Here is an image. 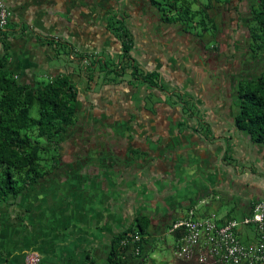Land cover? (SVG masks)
<instances>
[{"label":"crops","instance_id":"0c3cea01","mask_svg":"<svg viewBox=\"0 0 264 264\" xmlns=\"http://www.w3.org/2000/svg\"><path fill=\"white\" fill-rule=\"evenodd\" d=\"M0 1L3 2L9 12L8 23L3 29L7 34L2 36L0 33V53L4 51L8 53V66L16 73L18 81L23 83L50 81L58 76L67 75L72 82L80 84L81 89L78 91V97L81 93L80 98H82L84 91L83 97L85 95L90 96V101L87 104L86 101L82 102L80 98L78 99L80 107L87 109V106L90 105L95 110L100 109L102 113L108 112V116H115L116 119H119L117 113L120 109L118 112H113L111 105L108 104L109 88L108 92L103 88L87 90L85 72L80 70L77 60L83 55L96 59L99 56L97 52L117 48V38L111 34L108 28H103V25L106 24L105 19L114 15L118 16L119 11H123L125 6L139 15V12L144 11V3H147L148 0ZM227 33V42L221 44L222 49L227 51V54L223 56L221 68V71L225 70L226 76L225 73H222L218 79H221L223 84L230 89V78L234 81L236 75L246 74L250 68L255 67V64L249 59L244 72L238 73V70H232L233 47L230 43L235 40L234 29L227 31ZM53 43L56 44V47L66 45L70 46L72 50H76L78 57L74 60L78 67L70 68L65 63L57 61L55 58L58 57L54 55ZM157 58L159 60L160 56ZM171 71L175 74V80H182L183 83L187 82L190 86L194 84L195 79L190 78L188 73L182 72L181 68L171 69ZM129 89L134 90L128 84L116 85L114 88V91L120 90V96L123 97L120 98L122 103L117 104L119 108L123 105L124 98L126 104L128 103L129 97H126L125 93ZM207 90L208 85L206 86ZM211 92L209 96L205 97V104L210 106L205 110V113L210 112L213 115V112L217 114L218 111V114L220 113L224 117L217 115L213 122L207 124L211 132L209 136H202L195 131L196 126H198L197 122H189L186 131L180 134L175 132V125L167 123V126L165 124L153 126L150 118H158L157 115L148 113L143 107L135 111L134 121L129 118L125 120L126 122L131 121L130 133H134L133 138L129 136V144H126L128 149L145 147L142 144L145 142L140 140L143 133L156 131V133L160 132L164 138L162 144L156 143L149 148V155L155 157L151 163L152 173L162 174V178H168L174 170V176L182 180H184L183 177L186 179L197 178L198 173H200L206 182V174L210 172L209 181L211 182L215 178L217 182H213V185L208 184L211 186L206 190H200L190 203H187L186 209L195 205V199L201 194L203 198L207 197V200L210 194L215 199L220 200L221 196L218 189L225 191L229 185L228 179L231 177L239 178L240 175L250 181L251 175L257 173L252 172L256 166L249 160L254 158L264 160V144L251 142L245 132L235 128L233 123L234 112L229 115L228 108H224L221 104V108L212 107L210 102L214 101L213 92L215 91L211 90ZM217 100H219L218 97ZM94 101L101 102L102 108L97 107ZM215 106H217L216 103ZM226 118L229 119L228 122L221 121L222 119L227 120ZM120 119L122 120V117ZM134 126H138L140 130L133 131ZM158 127H160L159 130ZM102 134L108 139L109 147L116 154V157L119 154L122 155L124 149L122 151L113 149L111 147L112 137ZM172 140L176 145L175 147L171 145ZM168 146L174 149L164 151ZM152 148L154 151H151ZM228 152L234 154L238 158V162H247L250 165L244 166L245 170H235V175H231L223 169L228 175L225 181L224 175L215 170L214 164H216L215 160L219 154L226 157ZM150 156L148 160H150ZM169 156L172 157V162L176 161L173 170L172 166L162 167L163 164L169 162ZM110 164L116 165V168L112 170L110 169L112 166H110L106 167V170L102 169V174L108 177V183L101 180V173L96 169L91 174L96 178V183L94 182L96 186L99 185L98 187H100L103 184L104 195L99 198L97 195L96 197L89 196L85 192L92 186L86 183V176L90 174L84 173L81 176L84 178L83 185L80 182L83 187L77 186L74 191V186L68 190L65 185H54L53 182H49L46 185L31 186L26 191H22L16 198L0 202V264H23L24 254L27 251L39 253L41 264H80L86 258L87 252L102 258L110 236L115 233L113 230L117 229L116 226H125L130 223L134 216V208H130V194L134 192V186H136V182L132 180L136 167H131L126 163L117 165L114 161ZM230 165L226 163L227 167ZM262 165L264 166V164ZM263 166H259L260 180L253 181L256 193L255 190L251 191L249 195L251 200L248 205H244L243 202L245 201L242 202L241 209L244 206H248V208L240 210L241 216L250 211L249 205L264 198V196H257L261 194L260 189L264 190ZM203 168L210 171L204 174L200 172ZM246 170H249L250 174H246ZM118 172H120L119 175ZM57 180L60 181V178ZM111 180L114 182L113 188L108 185ZM72 183L75 181L73 180ZM211 189L214 190L213 194L210 193ZM120 193H125L126 197L117 202L115 198ZM119 207H121V211L118 210ZM112 210H117V212L112 213ZM180 214L182 216L185 213ZM199 215L206 216L207 214L200 213ZM240 233L244 242L252 241L254 240L253 237L256 236L253 229L250 233V230L243 231L241 228Z\"/></svg>","mask_w":264,"mask_h":264},{"label":"rangeland","instance_id":"374dc122","mask_svg":"<svg viewBox=\"0 0 264 264\" xmlns=\"http://www.w3.org/2000/svg\"><path fill=\"white\" fill-rule=\"evenodd\" d=\"M205 1V0H202ZM250 0H248L249 4ZM145 4V3H144ZM232 5L237 8V11L241 13L247 12V0H232ZM150 5H148L149 7ZM144 11L139 12V15H135V12H132L129 8L125 6L123 11H119V16H126L124 23L125 25L129 24L130 30L134 32V46L130 50V55L133 58V63L127 61L123 57V53L121 52V44L118 40V46L114 49H108V50H101V52H97L99 56L95 59V57H88L86 55H83L80 57V59L77 60L79 64V68L81 71H84L85 78H86V87H88V84L90 85V88L88 89H94L99 90L101 88L107 90L109 88V99L108 104L111 105V109H113V112L120 109V111L117 113L118 118L116 119L115 116H108V112L102 113L100 109L95 110L90 105L87 106V109H83V107L79 106V98L81 97V93L79 94V97L77 96V115H78V122L76 127L71 129L67 135L65 136V141L61 144L62 149L61 151V158H62V165L63 168L61 169V172H66V175H63L60 179V181L57 180V183H54V178L48 179L50 182H53L54 185H65L67 186L68 183L70 188L73 186V191L75 190L77 186L83 187V180L82 175H77L74 179L75 183H70V181L65 183V179L63 177L70 176L73 173H76V170L78 169V172H81V169L83 167L87 168H98L102 165L106 167L112 166L110 169H115L116 165L110 164V161H114L117 165L120 163H126L131 167H136L135 172L133 173L132 180L136 182V186H134V192L130 194L131 196V203L130 208H134L133 214H139V213H146L150 218L151 222L153 223V243H152V250L150 252V259L152 264H181L182 262L176 258L174 254V239L173 235L170 234L167 231V228L165 227L166 224H168L170 218L173 216L176 217L180 213H186L187 209L185 208L187 203H190L191 199L194 198V196L200 191V190H206L209 186L208 184H212L213 182L216 183L217 181L215 178L213 181H209L210 170L203 168L200 172L206 173L207 181L205 182V178L198 173L197 178L191 177L190 179H186L183 177L184 180L180 179L179 177L174 176V166L176 161L172 162V157H168V161L165 164H163V168L167 166H172V174H169L168 178H162V174L158 173H152V166L151 163L155 159V157L150 156V149L151 146L154 144H162L163 137L160 132L154 131V132H148L143 133L140 140H143L145 147L140 148H126V144H129V136L130 138H133L134 133L131 132V121L133 120V117H135L136 110H140V107H143L144 110H146L148 113L154 115V113L157 115L158 118L152 117L150 118V122L153 126H159L160 124H165L167 126V123L169 125H175V132L178 134L184 133L186 131V128L189 127V122H197L195 131L197 133H200L202 136H209L210 130L208 129L209 126L207 124H210L214 121V118L218 115L219 117H224L222 114H217L213 112V115L210 114V112L205 113V110H207L210 106L205 104L202 101H199L201 98L203 101H205L204 96H209L212 92L209 91V89L202 92V95L200 94V88L203 81H200V88H195L194 86H190L189 83L184 82L182 80H175V75H170V72L174 74V72L171 71L168 64L164 62H168L163 57H160L158 62L154 61L156 60L157 53H151L149 57V52L146 48L142 46H147V40L149 37V34H144V32H150L149 30H152L153 28H161L159 27L160 20L157 16L156 11L152 10L154 14H149L148 7L145 5ZM193 7H197L194 5ZM151 11V12H152ZM238 14V13H237ZM237 14L232 11H228L226 13H223L221 15L222 18V28L220 31H218V38L220 39V46L218 50H213V53H208L207 51H212V47L214 40L209 39L208 35H210V28L207 29V33H204L203 38H200L198 36L190 35V46L191 49H195V51H198L201 49L205 50L207 56L212 57V62L214 63H220L222 66L223 56L227 54V51H224L221 47V44H225L227 42V31H229L230 27L238 28L240 34L238 35V49L235 50V57L234 58V66L235 68H238L241 64L244 65L247 68V61L246 59V44L244 41H241L240 38H243L241 36L242 34H245V30L243 28L245 27L246 23V17L240 18L239 25L236 24V16ZM134 18H132V16ZM143 15V18H139L138 16ZM131 16V18H130ZM138 17V20H137ZM243 17V16H242ZM127 18H129V23ZM114 20V17H108L105 19V25H103V28H114L112 25L116 26L118 25L117 22L112 23ZM159 21V22H158ZM122 22V21H121ZM183 24H185L183 21H181ZM188 21L186 20V23ZM128 23V24H127ZM188 23H191L190 21ZM193 23V21H192ZM164 27L162 28H172L173 30H177L178 28H181L180 24H169L164 23ZM186 25V24H185ZM144 28V29H143ZM186 29V28H185ZM180 30V29H179ZM191 33H195L196 30L193 28L187 29ZM199 31V28H197ZM110 31V30H109ZM111 32V31H110ZM182 34V31L180 32ZM111 34L115 37V35L111 32ZM57 38V36H55ZM60 40L62 38H59ZM180 39V37H179ZM184 41H187V39H184ZM54 47V55H56L58 58H55L57 61H61L71 67H78L77 64H75L76 57H78L77 51L72 50L70 46L61 45V47H56V44H52ZM142 45V46H141ZM65 46V47H64ZM149 47V46H148ZM196 47V48H195ZM164 54L165 56H173L175 55V60L171 62V64H175V62H179L181 64V71L188 73L187 75L190 78L195 79L197 76H202L199 69L198 64V55L195 51H189L191 52V57L187 58L188 54H179L177 49L175 51L170 50V45L163 46ZM199 48V49H198ZM190 49V47H189ZM152 50H156L152 48ZM231 51V50H230ZM229 51V53H230ZM152 52V51H151ZM155 54V55H154ZM154 55V56H153ZM163 54H160V56ZM164 56V55H163ZM229 56V54H228ZM186 59V61H183ZM154 59V60H153ZM170 62V61H169ZM157 63V64H156ZM135 64V65H133ZM130 66V67H129ZM136 67L140 73V75H143L147 71L156 70L157 71V80L156 84H149L147 81H144V79L136 78L137 74L134 73L133 75V67ZM168 67L165 69V67ZM198 68V70L196 69ZM77 69V68H76ZM216 67H213L210 69L209 73L212 74L213 78V84L216 85L217 81L219 80V77H216ZM188 70V71H187ZM242 74V73H241ZM91 82H89L92 79ZM238 77V75H237ZM142 78V77H141ZM144 78V77H143ZM200 78L199 80H201ZM190 80V79H189ZM37 82H43V81H37ZM222 86L220 87L221 90H215L213 92L214 101H211L212 107L215 109L221 108L220 104L224 108H228L229 115L231 112H234V95H230L229 91H234V82L230 78V89L228 90L227 85H224L221 81ZM121 84H128L132 86V89L126 90L125 96L129 97L128 103L126 104V99L124 98L123 105L119 108L117 104L122 103L120 98H123L120 96V90L114 91V88H116V85L121 86ZM149 84V85H148ZM198 84V83H196ZM77 87V91H80V84L75 83ZM218 85V84H217ZM153 86V87H149ZM158 87V88H155ZM222 89H225L227 92L223 91ZM83 94H85V91L82 93V102L86 101V104L88 101H90V96L85 95L83 97ZM217 97L219 100H217ZM215 103L217 106H215ZM94 104L97 105V107L102 108L101 102L94 101ZM126 104V105H125ZM93 108V109H92ZM38 109L39 105L34 104L30 108V115L32 118L38 117ZM129 111V113H128ZM133 114V115H132ZM115 115V113H114ZM129 115V117H128ZM132 115V116H131ZM210 115V116H209ZM122 117V120L120 119ZM129 118L131 119L130 122H126L125 120ZM227 119V118H226ZM117 120L118 122H116ZM221 120V119H220ZM227 120H221L228 122ZM125 121V122H124ZM119 123V124H117ZM82 128H81V127ZM158 130L160 127L157 128ZM140 130L138 129V126H134L133 131ZM142 131V130H141ZM193 132V131H192ZM98 133H104L106 135H109L112 137L113 141H111V147L115 150H123L124 152L122 155L119 154L118 157H116V154L114 152L109 151V153H103V150H108L110 145L107 142V138H104V142H100L98 144V140L101 138ZM200 135V136H201ZM83 139V140H82ZM173 141V140H172ZM172 147H175L176 145L173 143L171 144ZM172 147H166L164 151H169L174 148ZM102 149V150H101ZM59 150L56 151L54 149L47 150L43 156H45L46 161H42L46 167L49 169L52 166V160L53 156L55 155L58 159L59 156L57 152H60ZM151 151H154L152 148ZM87 153V154H86ZM150 156V160H148V157ZM235 155L229 152L227 153L226 157L222 155L217 156V160H215L216 164H214L215 170L224 175V180L226 181L228 178V175H226V172L228 171L231 175H235V170L238 169V171H242L244 169V166H249V163L245 162H238V158L234 157ZM87 157V159H86ZM92 157V158H90ZM98 157L99 159H96ZM117 158V159H116ZM258 158H254L253 160H249L250 163H252L254 166H256L253 170L252 168L254 166H251V170L254 173V175H251V180L248 181L247 179H244L245 177L238 176L239 178H233L231 177L228 179L229 185L227 186L226 190H220L218 189V193L221 196V199H215L214 196L210 194V197L207 200V197L203 198V195L199 193V197L195 199V205L198 207V211L196 212V215H199L200 213H205L207 215L215 214L217 218H224L227 217L228 214L230 216H233V218H239L241 216V207L242 202L244 205H248L251 198L249 197L251 191L255 190L256 187L253 183V181H259L260 180V168L259 166H263L264 160H256ZM57 160V159H56ZM227 161V162H225ZM226 163L231 164L229 167L226 166ZM257 164V165H256ZM59 165V163H58ZM75 167V168H74ZM264 167V166H263ZM77 168V169H76ZM102 168V167H101ZM223 169L226 171L224 172ZM230 169V171H229ZM214 170V171H215ZM245 170V169H244ZM53 171L50 170V173ZM95 171L93 169L89 170L88 173L90 175H87V184L91 185V189H88L85 192H93L95 195L92 194V196H96V193H98V197L103 196L104 189L102 188L103 184H101L100 187L96 186L94 182L96 183V178L91 175ZM49 173V174H50ZM120 172H118L119 175ZM225 173V174H224ZM70 174V175H69ZM246 174H250L249 170H246ZM58 175V174H57ZM55 175V176H57ZM226 175V176H225ZM264 175V172H263ZM101 178L105 179L108 177L103 176L101 173ZM46 180V181H48ZM82 182V185L81 183ZM106 182V181H105ZM250 182V184H247ZM108 183V182H107ZM144 184V185H143ZM114 182L113 180L110 181L109 186H113ZM125 190V188H124ZM210 190V189H209ZM212 190V189H211ZM261 194H258L257 196H264V190H259ZM214 193V190L210 191V193ZM256 193V190H255ZM90 196V194H88ZM217 195V194H215ZM208 196V195H207ZM125 193H120L118 197L115 198V201H120L122 198H125ZM94 198V197H93ZM121 211V207L119 209ZM113 212H117V210H112ZM123 226L117 225L116 230H113V232H118L121 230ZM165 227V228H164ZM250 230V233L252 232V229L254 230L253 225L248 226H242V230ZM256 241L258 239V236L253 237ZM241 240L244 242L242 235ZM30 252L27 251L25 255ZM24 255V257H25ZM23 258V264H24ZM148 260V262H149ZM187 264V263H186Z\"/></svg>","mask_w":264,"mask_h":264},{"label":"trees","instance_id":"16d2710c","mask_svg":"<svg viewBox=\"0 0 264 264\" xmlns=\"http://www.w3.org/2000/svg\"><path fill=\"white\" fill-rule=\"evenodd\" d=\"M148 3L156 11L160 20L169 24H180L184 32L193 36L203 38L204 33H207V29L210 28L208 38L213 39L215 43L212 50H218L220 46L218 31L222 28L221 15L223 13L233 12V10L236 14L238 13L237 25H239L240 18L246 17V28H243L246 32L241 35L243 38L240 39L246 44V55L248 60L254 62L255 67L250 68L246 74H240L238 77L236 75L233 81L234 91H230V95H234L233 123L235 128L248 135L251 142L264 144V0H250L249 4L247 0L246 13L237 11V8L232 5V0H148ZM194 5L197 7H193ZM111 17H114L112 23L117 22L118 25H112L114 28L108 29L120 41L123 57L130 64L133 61L130 50L135 43L133 32L127 28L128 25H125L124 17H117V15ZM186 20L191 23H186ZM188 28L196 30L195 33L189 32ZM238 28H229V30L234 29L235 32V40L230 43L233 47L231 68L241 73L246 67L241 64L235 68L233 58L236 56L235 50L238 49L237 42L240 34L239 30L237 31ZM0 33L2 36L7 34L3 28H0ZM175 68L180 69V64ZM133 69V75L137 74L136 78H145L149 84L158 85L156 83L157 71H147L140 75L135 66ZM222 73L226 76L225 70L220 71L221 76ZM197 79H199L198 76ZM92 80L93 76L89 82ZM87 88H90L89 84ZM227 88L229 90L228 86ZM77 96V87L67 75L43 82L18 81L16 73L8 66V53L6 51L0 53V202L16 198L31 186L46 185L50 182L45 181L46 179L54 178L53 182L56 183L55 178L61 179L63 175H66V172H61L63 160L60 149H62L61 144L66 140L65 136L76 127L78 122ZM199 101L205 103L202 98ZM35 103L39 105L38 117L32 118L30 108ZM98 135L101 136L98 144L104 142V135L102 133ZM54 148L60 151L57 152L59 159L54 155L52 166L49 169L42 163L46 161L43 155L47 150ZM110 150L111 148L103 150L102 154L109 153ZM96 159L99 158L96 157ZM91 169H96L100 173L102 169L106 170L104 165L98 168L83 167L80 173L77 169L76 173L69 174L70 176L63 177V179L65 183L70 181L72 184L77 175L88 173ZM50 170L53 172L50 173ZM101 180L104 183L108 181L107 178ZM68 185L67 189L70 190ZM110 187L113 188V186ZM87 193L95 195L93 192ZM252 204L249 205L250 210ZM247 208L248 206H244L242 209ZM249 213L250 211L245 215ZM176 217L172 216L165 227L168 228ZM231 218L233 217L228 214L220 222ZM153 232V223L148 215L134 214L130 223L123 225L120 231L110 236L102 258L87 252L86 258L80 264H152L153 260L149 258L153 248ZM174 233L176 240L180 231L176 230ZM134 234L140 235L138 241L131 239ZM136 247L139 248L138 252H136ZM179 260L181 264H198L194 260Z\"/></svg>","mask_w":264,"mask_h":264},{"label":"built area","instance_id":"2783aa9c","mask_svg":"<svg viewBox=\"0 0 264 264\" xmlns=\"http://www.w3.org/2000/svg\"><path fill=\"white\" fill-rule=\"evenodd\" d=\"M9 12L0 1V28H5ZM198 207L193 205L187 212L176 217L167 231L173 235L176 258L186 261L194 260L198 264H264V199L252 204L250 213L241 218H231L220 222L215 214L196 215ZM254 226L256 241L243 242L240 230L242 226ZM133 241L140 239L134 234ZM139 248L136 247V252ZM24 264H39V253L30 251L24 257Z\"/></svg>","mask_w":264,"mask_h":264},{"label":"flooded vegetation","instance_id":"af4514ba","mask_svg":"<svg viewBox=\"0 0 264 264\" xmlns=\"http://www.w3.org/2000/svg\"><path fill=\"white\" fill-rule=\"evenodd\" d=\"M145 5L148 7V5H150V4L147 2V3H145ZM148 9H149V11H148L149 14H151V13L154 14L153 13L154 9L151 7V5L148 7ZM135 15H133L132 18H134ZM123 17L126 18L125 16H123ZM138 17L139 18H143L144 16L141 15V16H138ZM138 17H137V20H138ZM130 18H131V16H130ZM127 20H128V23H129V18H127ZM159 20H160V18H159ZM160 23L161 24L159 25V27L161 26V28H153L152 30H149L150 32H144L145 35L146 34H149V37H148L149 40H147V44L148 45L147 46H142L141 45V46L144 47V48H146L148 50L149 57H151L150 56L151 53H155V54L157 53L158 55L156 56V58L159 57L160 54H163L164 56L161 55L160 57H163L164 59H166L168 61V62H164V63L168 64V66H169L170 69H171V67H173V69L176 70L175 67H177L180 64V61L177 62V63L175 62L174 65L171 64V62H173L175 60V58H174L175 55H173V56H165L164 51H163L164 49L162 48V45L163 46H166V47H167V45H170V50L175 51V49H177L178 51H176V52H179V54H188L187 55V58L188 57H191V52H188V50L189 51H195V49H191V46L189 45L190 42H191L190 41L191 40L190 39V35L191 34H189L188 32H184L183 31V28H178L177 30H173L172 28H162V27L165 26L164 25L165 22H163L162 20H160ZM128 26H129V24H128ZM181 31H182V34L180 33ZM133 35H134V32H133ZM179 37H180V39H179ZM184 39H187V41H184ZM148 46H151V48H154L156 50L153 51ZM189 47H190V49H189ZM213 50L212 51L210 50V51H207V52L211 54V53H213ZM201 51L202 52H200V50H198V51H195V52L198 55V64H199V69H200V73L199 74L202 75V76H200V77L198 76V77L199 78H202V79L199 80V79H197L195 77V82L192 85V87L194 86L195 88H198V87L200 88V84L199 83H200V81H203V83L201 84L199 96H201L202 95V92L206 90V86L207 85H208V89L211 88L209 91L214 90V89L215 90H221L220 87L222 86L221 80H218L217 83H216V85H214L213 84V78H212L213 73L212 74L209 73V71H210L211 68L216 67V69H215L216 70V74H217L216 77H220L221 76L220 71H221V68H222L221 67V64L219 62L218 63L212 62V57L211 56L205 57V55L207 54V52L205 50H202V49H201ZM184 58H186V57H183V61H186L187 58L185 60H184ZM154 61L158 62V58L156 60H154ZM132 63H133V61H132ZM180 66H181V64H180ZM167 68L168 67L166 66L165 69H167ZM196 69L198 70V68H196ZM151 71H156V70H151ZM170 75H175V74H173V73L170 72ZM144 81H147V80L144 78ZM196 83H198V84H196ZM149 87H153V86H149ZM155 88H158V87H155ZM222 90L225 91V92H227L224 89H222ZM110 162H112V161H110ZM141 213H139V214H141ZM143 214H146V213L143 212Z\"/></svg>","mask_w":264,"mask_h":264}]
</instances>
